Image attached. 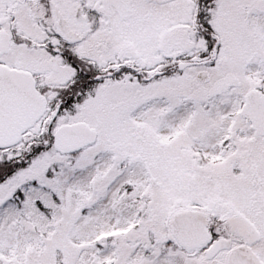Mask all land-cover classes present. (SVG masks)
I'll list each match as a JSON object with an SVG mask.
<instances>
[{
  "label": "snow or ice",
  "instance_id": "obj_1",
  "mask_svg": "<svg viewBox=\"0 0 264 264\" xmlns=\"http://www.w3.org/2000/svg\"><path fill=\"white\" fill-rule=\"evenodd\" d=\"M0 264H264V0H0Z\"/></svg>",
  "mask_w": 264,
  "mask_h": 264
}]
</instances>
